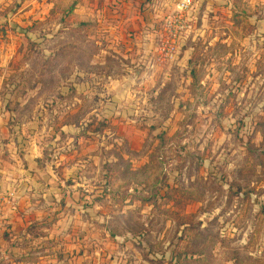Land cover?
<instances>
[{"label":"rangeland","instance_id":"rangeland-1","mask_svg":"<svg viewBox=\"0 0 264 264\" xmlns=\"http://www.w3.org/2000/svg\"><path fill=\"white\" fill-rule=\"evenodd\" d=\"M61 1L0 0V264H264V0Z\"/></svg>","mask_w":264,"mask_h":264},{"label":"crops","instance_id":"crops-1","mask_svg":"<svg viewBox=\"0 0 264 264\" xmlns=\"http://www.w3.org/2000/svg\"><path fill=\"white\" fill-rule=\"evenodd\" d=\"M132 1L133 0H62L61 2H63L64 6H71L72 8L70 10H74L71 17V24L77 25L95 22V24L97 23L100 26L103 25L106 30L114 33L115 39L117 40L116 42L120 43L122 39H127L129 41V33H132L133 29L137 30L135 28L137 24L140 28H146V26L151 24L145 12L142 14L137 11L138 9H131L130 2ZM134 1L137 2L138 0ZM145 1L143 0V2L139 4V10L143 8L144 11L150 7ZM38 5L33 3L34 8L41 7V4ZM51 7H54L53 3L52 6H47V8ZM2 184L3 181L0 176V188ZM1 192L2 191H0V193ZM1 225L0 221V233L2 232Z\"/></svg>","mask_w":264,"mask_h":264},{"label":"built area","instance_id":"built-area-1","mask_svg":"<svg viewBox=\"0 0 264 264\" xmlns=\"http://www.w3.org/2000/svg\"><path fill=\"white\" fill-rule=\"evenodd\" d=\"M191 6V1L190 0H184L179 7V10L181 12H187L190 9ZM181 23V19L174 21V23ZM172 24V23H170ZM174 34L172 35V42L169 43L168 41L164 43V45H161L159 48V51L161 52V54H166L169 55L170 53H173L174 51V46L176 39H177V31L174 30Z\"/></svg>","mask_w":264,"mask_h":264}]
</instances>
